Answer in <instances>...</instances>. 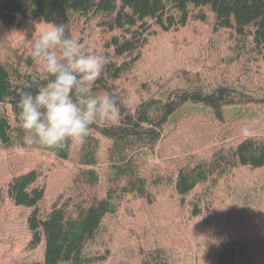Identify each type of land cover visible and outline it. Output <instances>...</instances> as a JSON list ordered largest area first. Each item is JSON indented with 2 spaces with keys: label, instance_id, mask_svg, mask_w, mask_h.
Instances as JSON below:
<instances>
[{
  "label": "trees",
  "instance_id": "trees-1",
  "mask_svg": "<svg viewBox=\"0 0 264 264\" xmlns=\"http://www.w3.org/2000/svg\"><path fill=\"white\" fill-rule=\"evenodd\" d=\"M23 19L47 26L62 23L70 35L79 27V41L108 60L93 91L118 97L120 114L110 122L98 121L87 142L77 144L78 173L71 191L48 204L45 173L22 164L17 153L36 150L54 156L58 162L52 166L58 168L72 159L75 143L57 151L24 145L19 93L35 92L48 77L35 68L30 54L24 59L17 51L0 62V155L16 160L9 181L0 180V234L11 202L24 214L27 247H42L44 255L40 262L12 259L3 264L111 262L112 254L103 257L87 250L109 221L125 207L133 210L138 201L146 209L142 227L147 234L136 231L138 242L133 239L129 261L264 264V219L253 216L254 208L264 205V187L236 180L241 169L264 170V116L232 121L224 114L226 107L264 104V0H0L4 27H17ZM193 22L230 41L229 53L209 65L174 56L173 62L165 61L175 71L170 78L153 75L161 68L156 59L151 61L157 66L145 71L151 39L159 33L172 36ZM88 28L94 30L87 33ZM97 35L103 41L99 50L87 42ZM171 80L186 83L171 88ZM188 103L207 106L214 116L197 120L176 115ZM101 138L108 141L104 156ZM103 159L106 173L100 176ZM202 192L204 200L221 210L215 209L213 230H203L193 251L185 239L173 245L165 235L167 225L157 219L158 206H170L171 197L180 207L191 204L192 216L198 217ZM218 199L221 204L214 203Z\"/></svg>",
  "mask_w": 264,
  "mask_h": 264
},
{
  "label": "rangeland",
  "instance_id": "rangeland-1",
  "mask_svg": "<svg viewBox=\"0 0 264 264\" xmlns=\"http://www.w3.org/2000/svg\"><path fill=\"white\" fill-rule=\"evenodd\" d=\"M47 27L43 23H37L29 19L21 20L19 26L12 28H6L0 23V62L10 60L15 56L17 51H20L24 59H26L31 52L33 41ZM81 27L86 29L88 25H81ZM78 29L79 27L71 30V35L77 40L82 39V34ZM92 30L94 29L88 28L86 32L89 33ZM211 34V40L207 41L206 38L210 37ZM87 42L91 47L98 50L103 46V41L99 35L92 39H87ZM229 48L230 41L219 35L217 38L214 37V32L208 31L206 25L193 22L189 27L172 36L165 33H159L157 36H154L148 46V55L145 58L144 69L145 71H150L156 67L157 63L151 61L156 59L161 63V68L154 72L153 75L170 78L174 75L175 71L171 64L165 62L166 60L173 62L172 57L180 55L182 62L197 58L201 64H217V60H220V57L229 53ZM145 50L142 51L143 54ZM32 64H34L35 68L44 70L42 65L35 63L33 60ZM185 83V80H174L171 82V88L182 87ZM177 114H189L197 120H207L214 116L211 108L193 103H188L185 107L177 111ZM224 114L227 119L232 121H248L253 117L264 116V104H253L251 108L226 107ZM101 140L104 156L108 141L104 138H101ZM72 153H74L72 159L67 162H61L58 168L52 166L58 162L54 156L51 157L36 150H21L17 153V159L22 164L29 168L39 167L45 173L44 182L47 187L46 202L48 204L62 195L67 197L71 191L74 176L78 173V166L75 162L76 154H78L77 143H75ZM104 159L102 166L97 169L100 176L106 173ZM15 165L16 160L12 155H0V180L8 182L11 178L9 170L13 169ZM236 180H243L246 187H253V185L256 187H264V170L253 171L250 169H241ZM233 183L237 185L235 182ZM104 185L105 179L101 177V190H103ZM203 192L199 195L203 208H201L202 214L198 217L192 216L191 204L180 207L179 203L171 197L169 199L170 206H164L163 210L158 206L159 215L157 219L167 225L166 229L168 233L165 235L166 238L170 239V242L172 241L173 245L179 244L185 239L187 242H190L193 251V246L195 244L197 245L201 239L203 230H213L215 209L221 210L204 200L205 194ZM204 201L212 209L207 210ZM214 203L221 204V200L218 199ZM232 205L226 207V209L230 210L229 208ZM8 206L11 207L7 210L3 219L5 230L0 234V264L9 262L12 259L27 263L42 261L44 259L42 247L36 251L27 247L28 242L25 234L23 212L13 206L11 202H7ZM145 212L146 209H144L143 202L140 201L135 204L133 210L125 207L117 218L109 221L104 229V234L97 237L96 242L88 248L87 253L91 254L97 251L103 257L112 254L114 257L113 260L104 264H137L129 261L133 256L129 257L128 252L131 251L133 239L138 242V239L134 238L137 230L147 234L142 227L145 221ZM253 216L264 219V205L260 209L254 208ZM8 241L13 243L10 244ZM197 264L202 263L198 261Z\"/></svg>",
  "mask_w": 264,
  "mask_h": 264
},
{
  "label": "clouds",
  "instance_id": "clouds-1",
  "mask_svg": "<svg viewBox=\"0 0 264 264\" xmlns=\"http://www.w3.org/2000/svg\"><path fill=\"white\" fill-rule=\"evenodd\" d=\"M30 55L43 66L48 80L35 92L19 93L24 145L57 151L68 142L84 144L94 124L118 118L119 98L93 91L107 57L72 37L64 24L52 23L41 31Z\"/></svg>",
  "mask_w": 264,
  "mask_h": 264
}]
</instances>
